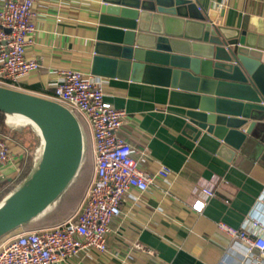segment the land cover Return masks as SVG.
Segmentation results:
<instances>
[{"label": "crops", "instance_id": "0c3cea01", "mask_svg": "<svg viewBox=\"0 0 264 264\" xmlns=\"http://www.w3.org/2000/svg\"><path fill=\"white\" fill-rule=\"evenodd\" d=\"M98 1L35 0L36 31L26 54L36 59L39 67L16 85L20 91L49 98L63 70L79 69L97 78L102 83L104 100L126 111L120 133L131 145L140 168L155 173L165 166L168 173L157 176L146 191L131 190L126 194L120 215L111 224L105 251L84 249L62 263L52 264H245L241 254L229 248V237L211 229V222L239 227L249 215H255L264 225V145L251 141L227 161L217 155L220 142L214 136L203 133L194 140L192 133L184 131L182 109L169 104L168 88L93 75ZM193 1L206 12L216 11L215 24L252 32L251 40L262 48L260 60L264 65V0ZM28 129L37 134L28 123L11 133L13 144L8 161L0 166L3 199L21 186L33 170L18 181L27 155L36 146L22 141L28 138ZM15 130L18 135H14ZM9 131L7 124L4 132ZM83 133L89 158L83 179L86 184L91 179L93 158L85 127ZM206 182L214 184L215 194L211 197L201 192ZM196 199L204 201L200 212L191 209ZM80 200L56 221H29L20 229L61 222Z\"/></svg>", "mask_w": 264, "mask_h": 264}, {"label": "water", "instance_id": "95a60500", "mask_svg": "<svg viewBox=\"0 0 264 264\" xmlns=\"http://www.w3.org/2000/svg\"><path fill=\"white\" fill-rule=\"evenodd\" d=\"M215 15L193 0H99L91 73L168 88L184 131L194 140L211 134L229 161L251 141L264 145V65L254 34L215 24ZM0 110L43 131L31 124L41 141L38 162L0 202L2 237L59 198L80 168L85 140L80 121L49 98L0 86Z\"/></svg>", "mask_w": 264, "mask_h": 264}, {"label": "built area", "instance_id": "2783aa9c", "mask_svg": "<svg viewBox=\"0 0 264 264\" xmlns=\"http://www.w3.org/2000/svg\"><path fill=\"white\" fill-rule=\"evenodd\" d=\"M34 2L0 0V86L19 90L16 82L39 67L38 61L26 54L36 31ZM49 99L64 105L85 127L93 158L91 179L77 207L61 222L37 229L19 227L1 239L0 264L62 263L84 249L105 251L111 224L119 217L126 194L131 190L144 192L157 176L168 173L165 166L155 173L140 168L131 145L120 133L126 111L104 100L97 78L79 69L63 70ZM9 115L5 114L6 123ZM7 124L10 131L0 132V166L8 161L11 133L17 127ZM40 152L41 146L33 155L34 163ZM201 192L213 196L214 184H202ZM203 206L204 201L196 199L191 209L200 212ZM211 229L229 237V248L238 251L245 264H264V225L255 215H249L239 227L212 221Z\"/></svg>", "mask_w": 264, "mask_h": 264}, {"label": "trees", "instance_id": "16d2710c", "mask_svg": "<svg viewBox=\"0 0 264 264\" xmlns=\"http://www.w3.org/2000/svg\"><path fill=\"white\" fill-rule=\"evenodd\" d=\"M7 129V124L5 123V112L0 110V131H5ZM28 138L23 139L22 141L28 142V145H35L32 153H29L26 157V163L23 167L21 174L18 176V181H23L25 176L29 174V172L33 169L35 163L32 160L33 155L37 148L41 146L40 138L38 134L33 132V130L28 129ZM20 134V133H19ZM22 134V133H21ZM20 134V135H21ZM14 135H18V132L15 130ZM40 143V145H39ZM82 162L79 170L77 171L75 178L71 181V183L65 188V190L61 193L59 198L50 205L49 208L43 211V213L39 214L38 217L30 220V221H56L59 219L62 213H65L67 210L73 208V206L80 200L82 197V193L87 183L83 182L84 173L87 169V163L89 158L87 157V152L82 157ZM12 187V186H11ZM3 200V197H0V202ZM29 222V221H28Z\"/></svg>", "mask_w": 264, "mask_h": 264}, {"label": "bare ground", "instance_id": "6f19581e", "mask_svg": "<svg viewBox=\"0 0 264 264\" xmlns=\"http://www.w3.org/2000/svg\"><path fill=\"white\" fill-rule=\"evenodd\" d=\"M31 123V124H33L34 125V127H35V129L37 130V131H40V133L41 132H43L42 131V129H40V127L35 123V122H32V121H30L26 116H24L23 114L21 115V114H19V113H16V115H9V117H8V119H7V123H9V124H12V125H14V126H21L23 123ZM42 141H44L43 142V147H44V150H43V152L44 151H46V148H47V144H46V141L43 139ZM44 158L42 157V162L44 161L43 160Z\"/></svg>", "mask_w": 264, "mask_h": 264}, {"label": "rangeland", "instance_id": "374dc122", "mask_svg": "<svg viewBox=\"0 0 264 264\" xmlns=\"http://www.w3.org/2000/svg\"><path fill=\"white\" fill-rule=\"evenodd\" d=\"M28 125L31 126V127H33V126L31 125V123H29V122H28ZM84 152H85V149H84ZM14 191H15V190H14ZM14 191H12L11 193H13ZM47 226H48V225H47ZM3 237H5V235H4ZM3 237H2V238H3Z\"/></svg>", "mask_w": 264, "mask_h": 264}]
</instances>
